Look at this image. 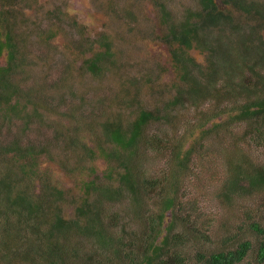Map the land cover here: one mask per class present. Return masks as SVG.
<instances>
[{"label": "rangeland", "instance_id": "rangeland-1", "mask_svg": "<svg viewBox=\"0 0 264 264\" xmlns=\"http://www.w3.org/2000/svg\"><path fill=\"white\" fill-rule=\"evenodd\" d=\"M158 1L12 0L6 6L7 2L0 0L4 4L2 10L7 8L15 14L12 28L17 32L19 48L14 72L10 74V81L19 93L12 97L11 102L19 100L24 103L20 106L26 109L30 105L29 100H37L40 114L33 123H25L26 118L22 117H10L6 121L0 117V146L3 148L18 139L23 146L33 144L36 150L45 148L43 154L36 153L37 164L40 172L47 175V185L62 190L63 199L59 204L62 205L63 216L83 224L86 220L84 217L76 218V208L83 204L89 208L100 205L101 221L108 228L106 232L122 240L123 255L124 251L134 247L130 244L134 237H139L144 228L148 231V224L143 221L148 215L155 218L160 211L162 189L168 188L175 195L176 209L174 216L167 211L163 226L175 220L172 234L178 232L183 235L181 248L187 255V262L200 264L196 263L197 252H208L228 244L234 246L243 239L255 243L257 234L250 230L251 221L264 228V192L249 196L233 195L231 200L223 193L224 181L236 151L246 154L244 157L251 162L264 160V145L258 140L256 131H247V124L234 123L209 133L203 132L206 127L212 128L213 121L222 120L220 116L224 120L225 115L222 114L217 117L220 119L210 116L219 109L228 112L233 105L230 100L219 102L208 97L196 107L176 106L170 112V122L148 126L144 137L139 140L134 163L140 179L156 182L147 188L141 199L140 214L146 215L143 218L137 217L139 212L134 213L135 209L126 196L119 200L102 199L99 204L93 191L84 192L83 189V185L92 179L101 187L109 183L115 186L117 177L123 172L115 160L108 164L100 153L102 151L91 152L97 146L95 139H104L101 125L115 121L126 128L140 110L161 106L176 93L178 78L170 56V44L164 39V26L158 17ZM254 1L263 12L264 0ZM164 3L175 19L184 9L197 6L195 0H164ZM216 4L220 9L231 12L235 21L241 24L259 22L221 0H216ZM259 32L264 38V27H260ZM102 40L109 42V53L101 55V73L94 75L83 66V62L95 52L105 51V47L102 49L100 46ZM190 53L199 61L206 59L205 53L197 49L193 48ZM257 57L264 60L261 52H255L247 62L254 69L261 67ZM243 64L241 72L249 78L250 73L243 70ZM5 65L4 51L0 55V67ZM261 77L264 80V69ZM259 78L252 76L255 81ZM259 81L256 84L263 89ZM218 86H223L220 79ZM241 100L237 99L236 103H242ZM2 108H5L3 104ZM30 110L31 106L26 112ZM210 118L206 124V119ZM153 134L162 139L160 148L154 149L150 144ZM54 135L58 137L57 141ZM69 138L80 145L71 148ZM183 140L185 147L176 157L181 155L187 159L184 168L175 166L174 154L175 147L182 145ZM192 144L191 154L184 153ZM111 147L109 145L108 148ZM2 148L0 177L3 174L6 180H11L13 193L21 192L26 181L21 176V167L26 158L11 161L3 154ZM37 184L31 193L41 190V185ZM113 213L118 215V222L113 223V219V226L107 225ZM47 217H41L34 225H40ZM8 221L12 222V218ZM44 227L46 230L47 226ZM54 235L59 256L67 264H81L85 259H89L86 261L88 264H116L106 258V255L111 256L110 252H105L91 238L79 232L72 231L67 237L61 232ZM74 250L77 253L74 254ZM91 254L99 255L98 259H92ZM1 260L4 264H48L44 257H35L31 262ZM249 261H253L252 253L239 264H248ZM124 264L127 261L124 260Z\"/></svg>", "mask_w": 264, "mask_h": 264}, {"label": "trees", "instance_id": "trees-1", "mask_svg": "<svg viewBox=\"0 0 264 264\" xmlns=\"http://www.w3.org/2000/svg\"><path fill=\"white\" fill-rule=\"evenodd\" d=\"M10 1L12 0H3L4 3L7 2L6 6ZM221 1L246 16L258 19V24L245 25L235 21L231 12L224 11L217 6L216 0H195L197 6L184 9L178 19L173 17L171 10H167L164 0L156 2L158 17L164 26V39L170 44V56L180 83L176 82V93L172 99L165 100L160 104L161 106L152 110H140L136 118L126 128L122 127L120 122L115 121L101 125L104 139L97 137L95 139L97 146L91 152L102 151L100 153L107 159L108 164L111 160H115L114 163L118 164L123 172L117 177L118 184L115 186L109 183L101 187L93 179L83 185L84 192L93 191V195H97L99 204L102 199L119 200L126 196L132 203V208L135 209L134 213L139 212L137 217L146 216L140 214L141 199L146 195L147 188L153 187L156 182L152 179L138 177L134 164L138 153L137 146L150 124L156 122L165 124L164 122L171 121L172 114L170 112L176 106L196 107L201 100H207L208 97L219 102L230 100L233 105H230L228 112L219 109L210 116L215 115V119L222 118V120L213 121L212 128L206 127L203 132L209 133V131L225 127L227 124L231 126L234 123L247 124V131L255 130L258 140H261L264 145V80L261 77L264 60L257 57L261 64L258 69L247 64L250 56L255 52H261V55L264 56V38L259 32V28L264 27V11H260V6L256 5L258 3L254 0ZM3 5L1 2L0 55L4 51L6 52V65L0 67V107L2 108L3 104L5 108H2L3 112L0 117H3V121L10 117H22L26 118L25 123L31 121L33 123L40 115L37 100L36 102L29 100L30 105L26 109L20 106L24 103L19 100L11 102L12 97L19 93L16 91L15 84L10 81V74L14 72L19 48L16 39L17 32L12 28L15 14L7 8L2 10ZM104 40L100 42V46L102 49L105 47V51L99 50L83 62V66H86L87 70L94 75L101 73V55L109 53V42ZM193 48L204 52L206 59L197 60L190 53ZM204 61L205 64L202 63ZM242 64L243 70L250 73L249 78L243 76ZM253 75L260 78L255 81L252 79ZM219 79L223 86H218ZM257 81L262 83L263 89L256 84ZM184 85L187 86L184 87ZM239 98L243 99L240 104L236 103ZM29 106L32 110L26 112ZM220 114L225 115L224 120L222 116L217 118ZM211 119H206V124ZM54 138L57 141L58 137L56 138L54 135ZM160 141L162 139L153 134L150 144L154 149H157L161 147ZM68 143L70 146L72 145L71 148L80 145L78 141L71 138L68 139ZM109 145L112 147L108 148ZM180 145L174 149L177 161L175 166L184 168L187 159L184 160L181 155L176 157V154L182 152L185 140ZM193 146L194 144L187 146L184 153L191 154ZM2 151L9 160L14 162L26 158L21 167V176L26 181L21 192L13 193L11 180H6L3 174L0 177V258H7L8 261L13 259V263H15L16 260L31 262L35 257H44L48 264H67L59 256L54 233L61 232L67 237L72 231H75L83 234L84 237L91 238L105 252H110L111 256L106 255V258L116 264H124V260L127 261V264H189L187 255L181 248V244L184 242L183 235L178 232L172 234L175 220L172 219L163 226L167 211H170L171 216H174V209H176L175 195L168 188L163 187L162 189L160 211L156 213L155 218L148 215L143 221L148 224V231H145L144 228V232L139 237H134L130 241L134 247L128 252L124 251L123 255V249L120 247L122 240L113 238L106 232L108 228L101 221L100 205L89 208L87 204H83L76 208V218L84 217L86 220L83 224L63 216L62 205L59 204L63 199V192L51 184L47 185V175L45 172H40L37 164L38 155L36 153L43 154L45 148L40 147L36 150L33 144L23 146L20 140L14 139L4 146ZM83 151L86 153L84 147ZM235 153L236 155L231 160L233 164L228 177L224 181L223 193L226 198L231 200L233 195L249 196L256 192H264V160L251 162L245 158L247 155L241 151ZM37 183L41 185V190L33 194L31 190L33 189L34 192ZM10 217L12 222L8 221ZM41 217H47L44 219L46 222L43 220L39 223L40 225H34ZM113 219V223L118 222L116 213L110 216L107 225L113 226L111 223ZM44 226H47L46 230H44ZM249 226L253 234H257L255 243L243 239L234 246L228 244L208 252H197L196 263L239 264L252 253L253 261L247 262L248 264H264V228L256 221H251ZM20 228L23 230L29 228L30 230L23 232ZM73 253H77V250H74ZM89 256L94 260L99 257L94 254ZM86 261H82L81 264H88ZM0 264H4V262L1 260Z\"/></svg>", "mask_w": 264, "mask_h": 264}]
</instances>
